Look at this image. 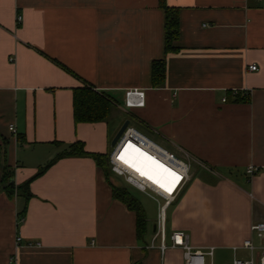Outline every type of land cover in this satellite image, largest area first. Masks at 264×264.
Here are the masks:
<instances>
[{"label": "crops", "instance_id": "crops-1", "mask_svg": "<svg viewBox=\"0 0 264 264\" xmlns=\"http://www.w3.org/2000/svg\"><path fill=\"white\" fill-rule=\"evenodd\" d=\"M167 4L180 19L168 54L159 0H0L3 162L19 186L74 142L110 154L130 121L190 165L168 208V243L183 233L193 248L214 249L210 264L218 253L233 264L251 258L243 243L258 246L251 227L264 223V0ZM157 60L167 68L161 88L152 85ZM84 83L114 100L108 122L75 124ZM131 90L145 93L144 107L125 108ZM30 191L28 201L0 193V264H185L181 248H150L156 222L138 238L135 212L90 158L59 160Z\"/></svg>", "mask_w": 264, "mask_h": 264}, {"label": "trees", "instance_id": "trees-1", "mask_svg": "<svg viewBox=\"0 0 264 264\" xmlns=\"http://www.w3.org/2000/svg\"><path fill=\"white\" fill-rule=\"evenodd\" d=\"M161 8L165 12V53H173L177 50L175 43L180 37L179 10L169 7L167 0H159ZM165 60H157L152 64V85L154 88H161L166 78ZM235 102L246 100L239 94L235 96ZM115 110L114 100L104 92H98L90 84L84 83L80 88L74 90L73 94V116L75 124L79 123H100L108 122ZM64 158H90L103 171L108 181L113 198L122 202L126 207L135 212L137 236L143 239L147 232V217L143 205L137 200L126 187L116 186L110 180L109 171L112 172L109 163V154L90 153L85 150L83 142L77 141L66 146L63 152L55 156L46 165L39 168L37 174L25 183L17 186L15 184V171L3 162V152L0 149V193L3 191L9 198L16 195L25 198L27 201L32 198L30 185L32 181L43 175L52 165ZM113 173V172H112ZM114 174V173H113Z\"/></svg>", "mask_w": 264, "mask_h": 264}, {"label": "built area", "instance_id": "built-area-1", "mask_svg": "<svg viewBox=\"0 0 264 264\" xmlns=\"http://www.w3.org/2000/svg\"><path fill=\"white\" fill-rule=\"evenodd\" d=\"M256 70V65H252L249 67V71ZM144 106V92H140L138 90H131L126 92L125 108H142ZM10 131L15 132V127L11 126ZM126 141L136 146L137 148H139L137 144H141L149 148L150 151L155 154L154 156L157 162L163 164L166 168L169 169V171L179 177L180 181L177 187L172 192L165 188L161 189L158 188L160 186H158L155 182H152V180H150L146 176H137V174L132 172V170H130L132 168H130L128 164L121 160L120 155H117L118 151H120ZM139 149L142 150L141 148ZM109 163L112 172L116 176L122 177L127 184L133 186L138 191L150 196L151 198L157 201H159L160 199L163 201V204L159 206L155 237L150 248L156 247L157 240H160L158 248L162 255H164L170 248H181L184 253L185 264H207L206 257L213 258V248H210L205 251L197 250L190 245L189 237L183 233L172 234L171 245L168 243L167 211L168 208L177 201L181 191L185 188V186L189 183L191 179L189 164L162 150L153 142L145 138L135 128H132L130 126L126 129L118 143L114 146L112 152L109 154ZM257 171V168L250 166L247 170V174L251 178ZM251 231L256 234L260 241V244L257 246L253 243L252 240H246L243 243V248L251 252V258L247 260L235 258L233 264H264V223H257L252 225Z\"/></svg>", "mask_w": 264, "mask_h": 264}, {"label": "bare ground", "instance_id": "bare-ground-1", "mask_svg": "<svg viewBox=\"0 0 264 264\" xmlns=\"http://www.w3.org/2000/svg\"><path fill=\"white\" fill-rule=\"evenodd\" d=\"M137 145L142 150L126 141L117 155H120L121 160L128 164L132 168L130 170L137 176H146L160 186L158 188H165L172 192L180 181L179 177L169 171L163 164L157 162L155 154L149 148L141 144Z\"/></svg>", "mask_w": 264, "mask_h": 264}, {"label": "rangeland", "instance_id": "rangeland-1", "mask_svg": "<svg viewBox=\"0 0 264 264\" xmlns=\"http://www.w3.org/2000/svg\"><path fill=\"white\" fill-rule=\"evenodd\" d=\"M114 149V146L112 147V150ZM110 174V180L112 183L116 186L120 187H126L128 191L137 199L139 202L143 205L145 212H146V217L148 224L154 225L155 222H157L158 219V213H159V204H163V201L160 199L159 203L149 197L148 195L138 191L136 188L133 186L127 184L125 180L122 177L116 176L113 174L111 171H109ZM168 213V211H167ZM156 244H160V240L156 242ZM248 256V255H247ZM245 254L241 255L240 257H243L244 259L248 258ZM215 262L217 264H230L232 263V258L231 255L229 254L228 256H220V254L215 255ZM231 260V261H230ZM206 263L210 264L211 263V258L206 257Z\"/></svg>", "mask_w": 264, "mask_h": 264}, {"label": "water", "instance_id": "water-1", "mask_svg": "<svg viewBox=\"0 0 264 264\" xmlns=\"http://www.w3.org/2000/svg\"><path fill=\"white\" fill-rule=\"evenodd\" d=\"M130 125V121H126L123 126L120 128V130L118 131L117 135L115 136L114 140H113V146H115L118 141L120 140V138L122 137L123 133L126 131V129L129 127Z\"/></svg>", "mask_w": 264, "mask_h": 264}]
</instances>
